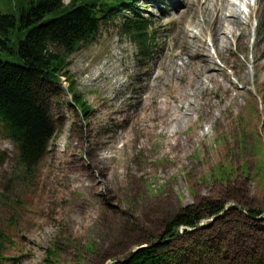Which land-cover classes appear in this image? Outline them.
<instances>
[{
	"label": "rangeland",
	"instance_id": "374dc122",
	"mask_svg": "<svg viewBox=\"0 0 264 264\" xmlns=\"http://www.w3.org/2000/svg\"><path fill=\"white\" fill-rule=\"evenodd\" d=\"M136 1L154 22L155 50L143 57L122 19L103 27L71 57L69 80L38 83L35 97L55 125L39 167L25 173L15 146L0 139V230L15 243L4 255L17 260L6 264H49L48 250L53 264H111L156 241L187 207L264 211V0ZM209 61L217 72L203 71ZM233 209L181 229L169 264H264V217Z\"/></svg>",
	"mask_w": 264,
	"mask_h": 264
},
{
	"label": "trees",
	"instance_id": "16d2710c",
	"mask_svg": "<svg viewBox=\"0 0 264 264\" xmlns=\"http://www.w3.org/2000/svg\"><path fill=\"white\" fill-rule=\"evenodd\" d=\"M0 9V139L5 138L18 152L20 169L29 173L43 161L55 125L49 112L38 103L35 91L39 81L60 85L70 79V59L80 49L92 45L103 27L122 19L121 31L139 47L143 57L154 51L150 33L154 22L146 20L135 0H2ZM75 105L87 117L93 112L75 82L69 91ZM6 160L0 156V167ZM226 209L219 203L187 207L166 222L163 234L149 242V247L131 253L118 264H169L175 255L172 241L195 230L206 219H214ZM233 211L238 212L237 209ZM253 218L264 217V211L248 209ZM170 242H167L169 241ZM15 247L8 235L0 230V264L15 260L4 255L7 247ZM57 256L47 251L46 262L53 264Z\"/></svg>",
	"mask_w": 264,
	"mask_h": 264
},
{
	"label": "bare ground",
	"instance_id": "6f19581e",
	"mask_svg": "<svg viewBox=\"0 0 264 264\" xmlns=\"http://www.w3.org/2000/svg\"><path fill=\"white\" fill-rule=\"evenodd\" d=\"M197 3L198 4H200L201 3V0H197ZM195 7H196V9H198L197 7H199L198 5H195ZM201 9H202V12L204 11V9H203V6L201 7ZM196 11V10H195ZM206 11V10H205ZM215 13H216V11H215ZM214 13V17H213V19L214 18H218V13L217 14H215ZM212 19V20H213ZM218 20V19H217ZM219 20H221L220 18H219ZM213 21H215V20H213ZM219 22V21H218ZM231 22V24L232 25H234V26H236V27H241V21L240 20H238V19H236L235 21H230ZM222 23V22H221ZM216 24V22L215 23H212L210 26L211 27H214V26H216L215 25ZM219 26V25H218ZM215 28V27H214ZM219 28H220V26H219ZM219 28H216V30H214V32H213V35H214V41L216 42V46L222 51V50H225L226 49V47H225V45H224V43L223 42H221V40H220V38L218 37V35H219ZM179 29V28H178ZM211 29V28H210ZM240 29V28H239ZM188 31L186 30V29H183V28H181L180 27V29L177 31V40L179 41V47H181L182 49H183V51L184 52H188V46H187V42H186V40H185V38L188 36V33H187ZM218 49V50H219ZM201 51V50H200ZM197 54V55H196ZM194 56H193V58L194 59H196V58H199L200 56H202L203 58H204V55L202 54V53H199V52H197ZM192 58V57H191ZM206 59V58H205ZM206 60H208V59H206ZM203 71L205 72V73H211V72H217L218 71V68L214 65V64H211V62L209 61V66H207V67H204L203 68ZM212 77H214V76H212ZM160 79V77H157L156 78V80L155 81H157V80H159ZM152 87H153V84L150 82V83H145L144 84V89H146V90H149V89H152ZM146 96V97H145ZM142 97H143V101H147V100H152L153 101V103L154 104H158V99L157 98H155V97H153V96H150V95H148L147 93H144L143 95H142ZM143 102H141V103H137V106L139 107V108H141L142 106H143V104H142Z\"/></svg>",
	"mask_w": 264,
	"mask_h": 264
},
{
	"label": "water",
	"instance_id": "95a60500",
	"mask_svg": "<svg viewBox=\"0 0 264 264\" xmlns=\"http://www.w3.org/2000/svg\"><path fill=\"white\" fill-rule=\"evenodd\" d=\"M231 208L238 209L241 213L245 214V215L248 216V217H251V216H250L246 211H244L240 206H238V205H232L231 207H226L225 211H224L222 214H220L219 216L215 217L213 220L216 221V220L221 219V218L224 216V214L227 213L228 210L231 209ZM251 218H252V217H251ZM252 219H254V220H261V218H252ZM201 228H203V227H201ZM189 231H190V232H194L195 230H189ZM181 233L184 234L183 232H181ZM180 237H181V235H180ZM180 237H179V238H180ZM167 242H170V240L167 241ZM148 247H149L148 244L143 245V246H141L140 248H138L137 250H135L133 253H134V254H135V253H138L139 251H141V250H143V249H146V248H148ZM121 262H124V261L122 260ZM118 263H119V261H114V262L111 263V264H118Z\"/></svg>",
	"mask_w": 264,
	"mask_h": 264
}]
</instances>
